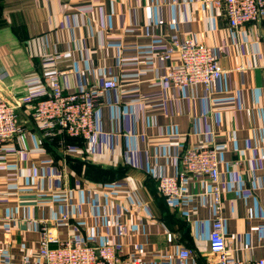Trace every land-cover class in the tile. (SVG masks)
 Returning a JSON list of instances; mask_svg holds the SVG:
<instances>
[{
    "label": "crops",
    "instance_id": "obj_1",
    "mask_svg": "<svg viewBox=\"0 0 264 264\" xmlns=\"http://www.w3.org/2000/svg\"><path fill=\"white\" fill-rule=\"evenodd\" d=\"M205 1L0 0V99L44 94L53 55L67 91L119 85L100 99V130L84 149L56 146L32 107L19 110L21 131L0 144V264H43L44 226L61 239L114 244L125 261L181 264L190 248L191 262L210 264L211 182L187 175L179 203L158 187V173H184L192 146L219 151L228 246L239 260L264 257V15L234 29ZM186 38L212 47L225 69L212 93L162 78L179 63L166 47ZM86 163L100 167L93 180ZM121 167L124 177L101 181Z\"/></svg>",
    "mask_w": 264,
    "mask_h": 264
},
{
    "label": "built area",
    "instance_id": "obj_2",
    "mask_svg": "<svg viewBox=\"0 0 264 264\" xmlns=\"http://www.w3.org/2000/svg\"><path fill=\"white\" fill-rule=\"evenodd\" d=\"M205 3L222 8L234 29L257 22L264 15V0H206ZM173 54L178 55L179 63L167 70L162 78L176 87L201 86L209 94L215 90L225 73L214 49L204 43L189 38L174 40L166 47L165 57L170 58ZM58 57L53 55L44 59L49 65L43 75L47 90L40 97L29 94L14 99H0V144L21 131L18 112L24 105L33 108V117L46 136L66 132L83 138L88 146L96 140L100 130L97 106L106 91L119 85L116 80L107 79L101 84L67 91L62 72L50 64ZM221 163L215 146L187 147L182 154L184 173H158L159 189L170 203H179L186 194L184 181L187 175L206 177L212 184L211 193L216 210L209 237L210 264H264V257L254 261L237 259L227 244L221 214ZM38 254L43 264H142L139 259L125 261L114 244L95 246L85 241L61 239L46 226L41 229ZM179 257L181 264H196L191 262L194 251L190 248H182ZM26 260L25 257V263Z\"/></svg>",
    "mask_w": 264,
    "mask_h": 264
},
{
    "label": "trees",
    "instance_id": "obj_3",
    "mask_svg": "<svg viewBox=\"0 0 264 264\" xmlns=\"http://www.w3.org/2000/svg\"><path fill=\"white\" fill-rule=\"evenodd\" d=\"M52 139L54 140L56 146H61V143H62L60 141L61 139H63V142L65 140V142H64L65 144L67 143L68 145H70V147H73L75 149H78V148L84 149L86 146V142L83 138L71 136L66 132H62L61 134H56V135L54 134V136H52ZM59 141L61 142L60 145H59ZM68 158L70 160H76V161H81V159L83 160L82 156L78 157V156H73L72 154H69ZM127 169H128L127 167H121V168L117 169L119 171V174L111 173L110 171L103 172L102 179H104V180H101V181L119 180L126 175ZM85 170H86L85 171V178L86 179H92V178L97 177L95 174L98 173V171L100 170V167L86 163V169ZM91 171H93V173ZM158 187H159V183H158ZM159 191H160V189H159ZM160 194L165 199L166 202H169L168 199L161 193V191H160Z\"/></svg>",
    "mask_w": 264,
    "mask_h": 264
}]
</instances>
